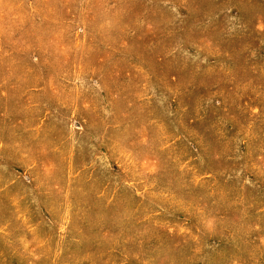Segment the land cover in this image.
Listing matches in <instances>:
<instances>
[{
	"label": "rangeland",
	"instance_id": "rangeland-1",
	"mask_svg": "<svg viewBox=\"0 0 264 264\" xmlns=\"http://www.w3.org/2000/svg\"><path fill=\"white\" fill-rule=\"evenodd\" d=\"M0 264H264V0H0Z\"/></svg>",
	"mask_w": 264,
	"mask_h": 264
}]
</instances>
